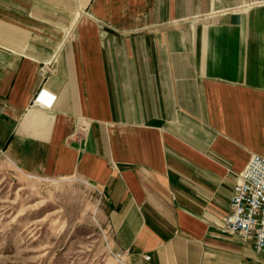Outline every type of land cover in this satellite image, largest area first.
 Instances as JSON below:
<instances>
[{
    "label": "crops",
    "instance_id": "0c3cea01",
    "mask_svg": "<svg viewBox=\"0 0 264 264\" xmlns=\"http://www.w3.org/2000/svg\"><path fill=\"white\" fill-rule=\"evenodd\" d=\"M0 151L101 191L126 264H264L219 226L264 157V0H0Z\"/></svg>",
    "mask_w": 264,
    "mask_h": 264
},
{
    "label": "rangeland",
    "instance_id": "374dc122",
    "mask_svg": "<svg viewBox=\"0 0 264 264\" xmlns=\"http://www.w3.org/2000/svg\"><path fill=\"white\" fill-rule=\"evenodd\" d=\"M98 190L20 170L0 151V264H120Z\"/></svg>",
    "mask_w": 264,
    "mask_h": 264
},
{
    "label": "built area",
    "instance_id": "2783aa9c",
    "mask_svg": "<svg viewBox=\"0 0 264 264\" xmlns=\"http://www.w3.org/2000/svg\"><path fill=\"white\" fill-rule=\"evenodd\" d=\"M52 96H44L43 90L37 94L34 102L41 107L52 105ZM90 123L82 118L76 122V128L70 138L83 142ZM61 179V178H60ZM65 179V178H62ZM102 199V192L99 191ZM224 232L236 234L243 240L253 239L258 253L264 256V157L253 154L245 168L239 174L238 190L233 194L231 212L220 223ZM120 264H126L125 252L112 251ZM146 258H149L147 256Z\"/></svg>",
    "mask_w": 264,
    "mask_h": 264
}]
</instances>
